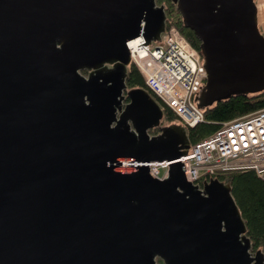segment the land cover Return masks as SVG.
<instances>
[{"label": "water", "instance_id": "95a60500", "mask_svg": "<svg viewBox=\"0 0 264 264\" xmlns=\"http://www.w3.org/2000/svg\"><path fill=\"white\" fill-rule=\"evenodd\" d=\"M166 1L202 43L204 106L264 91L254 0ZM166 26L156 0H0V264H264L231 185L187 181L189 130L151 135L148 90L125 103L127 43Z\"/></svg>", "mask_w": 264, "mask_h": 264}, {"label": "built area", "instance_id": "2783aa9c", "mask_svg": "<svg viewBox=\"0 0 264 264\" xmlns=\"http://www.w3.org/2000/svg\"><path fill=\"white\" fill-rule=\"evenodd\" d=\"M161 41L143 45L147 43L143 34L129 41L130 68L138 69L164 110L169 108L184 128L193 129L207 121L195 102L207 81L205 62L174 23L166 26ZM190 151L193 154L180 161L187 181L201 189L206 178L237 170H253L264 181V108L221 123L219 130L192 145ZM129 166H149L151 177L161 181L170 171L168 162H124L122 167Z\"/></svg>", "mask_w": 264, "mask_h": 264}, {"label": "trees", "instance_id": "16d2710c", "mask_svg": "<svg viewBox=\"0 0 264 264\" xmlns=\"http://www.w3.org/2000/svg\"><path fill=\"white\" fill-rule=\"evenodd\" d=\"M254 1L256 3V0ZM156 2L159 6H165L166 24L169 25L171 23H174L181 34L187 40H189V42L197 51H199L203 61L205 62L202 43L197 39L194 32L185 28L183 18L181 17L177 6L172 2L166 0H156ZM84 74L87 75L88 73L84 72ZM126 85L127 90L124 93L126 97V104L130 102L129 95L132 92L143 89L148 90L142 75L134 66L129 69ZM149 93L158 101V99L150 91ZM202 94L203 90L201 91L199 96L200 98L196 101V104L203 112H205L210 106L216 107L218 103H224L228 100H231L235 96H260L264 94V91L250 94L248 96L244 93H235L228 96L227 98L218 100L215 103L210 104L209 107H206L203 103H201ZM223 115L224 114L221 112V109H215V113L212 118H207V121L205 123L199 124L193 129H189V139L191 141V144L194 145L206 139L220 129L221 123L230 121L225 120L226 118ZM177 122L178 118L174 114V112L165 107L164 117L159 121L158 126L150 131V134L158 135L166 131L167 127L171 125L180 126ZM211 180H217L223 184L231 185L233 189V196L238 207L240 208L243 219L247 226L246 235L252 241V253L255 255L258 253L264 254V181L261 180L258 177L257 173L253 170H237L226 173H218L212 177L206 178L205 181L210 182ZM157 261L158 264H163L162 260L158 259Z\"/></svg>", "mask_w": 264, "mask_h": 264}, {"label": "rangeland", "instance_id": "374dc122", "mask_svg": "<svg viewBox=\"0 0 264 264\" xmlns=\"http://www.w3.org/2000/svg\"><path fill=\"white\" fill-rule=\"evenodd\" d=\"M256 4L259 8V19L261 17L262 26L260 25L261 32L264 33V0H256ZM261 11V12H260ZM264 107V94L254 97H246L244 95H238L233 97L224 103H218L216 107L210 106L205 111L207 118H212L215 113V109H221V112L225 116V120H232L239 117L249 115ZM181 125L179 122H177Z\"/></svg>", "mask_w": 264, "mask_h": 264}, {"label": "crops", "instance_id": "0c3cea01", "mask_svg": "<svg viewBox=\"0 0 264 264\" xmlns=\"http://www.w3.org/2000/svg\"><path fill=\"white\" fill-rule=\"evenodd\" d=\"M261 12V11H260ZM260 25L262 26V20H261V17H260Z\"/></svg>", "mask_w": 264, "mask_h": 264}, {"label": "bare ground", "instance_id": "6f19581e", "mask_svg": "<svg viewBox=\"0 0 264 264\" xmlns=\"http://www.w3.org/2000/svg\"><path fill=\"white\" fill-rule=\"evenodd\" d=\"M257 9H258V11H259V8H258V6H257ZM259 17V16H258ZM259 23H260V19H259ZM127 166V165H126Z\"/></svg>", "mask_w": 264, "mask_h": 264}, {"label": "flooded vegetation", "instance_id": "af4514ba", "mask_svg": "<svg viewBox=\"0 0 264 264\" xmlns=\"http://www.w3.org/2000/svg\"><path fill=\"white\" fill-rule=\"evenodd\" d=\"M154 135V134H153Z\"/></svg>", "mask_w": 264, "mask_h": 264}]
</instances>
